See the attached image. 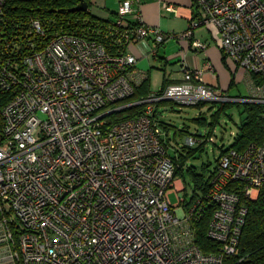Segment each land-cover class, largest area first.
Masks as SVG:
<instances>
[{
  "label": "built area",
  "instance_id": "built-area-1",
  "mask_svg": "<svg viewBox=\"0 0 264 264\" xmlns=\"http://www.w3.org/2000/svg\"><path fill=\"white\" fill-rule=\"evenodd\" d=\"M145 1L121 0L105 33L92 23L51 32L31 16L13 39L0 0V89L12 94L0 111V264H229L239 255L249 212L242 198L256 200L264 185V143L223 152L206 197L187 207L158 111L165 101L264 104V0H192L197 17L180 35L144 23ZM202 24L251 76L250 94H223L184 60L183 82L132 100L147 77L132 46L180 37L203 50L193 39ZM102 35L113 36V48ZM139 105L136 116L112 117ZM208 206L218 252L196 242L194 221Z\"/></svg>",
  "mask_w": 264,
  "mask_h": 264
},
{
  "label": "trees",
  "instance_id": "trees-1",
  "mask_svg": "<svg viewBox=\"0 0 264 264\" xmlns=\"http://www.w3.org/2000/svg\"><path fill=\"white\" fill-rule=\"evenodd\" d=\"M89 3V9L86 11H71L72 8L78 6L82 0H7L5 15L7 19V30L11 31L13 39L15 35L28 32V21L31 16L40 17L44 20L47 27L51 32L57 30L69 31L72 33H80L85 30L89 23L100 25L99 28L104 30V33L108 30L111 20H103L94 16L90 7L92 5L91 0H87ZM135 23L134 25H136ZM93 30L91 31V33ZM91 36H96L92 33ZM112 35H102V40L108 45L109 48H113ZM12 42L11 38L6 40ZM167 81V80H166ZM166 81L165 86L166 87ZM163 88V89H164ZM151 92L149 79L144 80L142 85L138 88L136 95L132 100H139L141 97ZM12 94L10 92L0 89V111L11 99ZM166 102V101H165ZM163 102V103H165ZM209 102H202L197 107L202 108ZM215 103V102H211ZM238 106L240 110L245 114V120L240 126V132L236 135L233 144L230 147H222L220 155L227 149L244 150L252 142L264 143V104L253 102H222L218 111H216L215 118L212 122H209L206 117H199L195 120L202 125L210 126V135L215 130L221 112H225L227 108ZM142 107L133 106L126 110H123L116 115H112L113 118H124V116H136L140 112ZM207 137V136H206ZM206 140L200 143L198 146H185L186 153L180 151L179 155L173 157L177 164L176 176L182 177L184 182L190 184L191 181L194 186V195L187 201V207L191 206L196 200H204L206 197L212 174L216 173V169H210V162H203L202 164H195L190 161L193 158L200 157L196 154L204 149ZM220 156L218 157L219 161ZM207 174H211L207 176ZM249 209L247 222L243 228V233L240 241V253L239 255L230 258L229 264H264V185L260 190L259 197L256 200H248L242 198ZM213 206L204 208L203 214L196 218L194 226L196 228V242L202 248L204 252H218L220 244L210 237H208L207 231L214 211Z\"/></svg>",
  "mask_w": 264,
  "mask_h": 264
},
{
  "label": "crops",
  "instance_id": "crops-1",
  "mask_svg": "<svg viewBox=\"0 0 264 264\" xmlns=\"http://www.w3.org/2000/svg\"><path fill=\"white\" fill-rule=\"evenodd\" d=\"M91 1L90 11L94 16L111 21L116 18L121 0ZM167 4L175 5L176 10H168L166 8ZM193 4L192 0H146L140 8V14L144 23L151 26H159L168 34L180 35L189 29L192 19L197 17L196 12L198 9ZM136 19L137 15H131L129 22L135 23ZM193 32V39L206 43L207 48L197 50L191 47L190 41L180 37H171L162 44L156 42L154 38H150L146 43L143 42L132 46L131 51L138 59L137 68L141 73L146 74L145 80L149 79L151 91L162 90L166 80V86L183 82L185 78L183 69L185 60L191 68L204 71L205 83L222 90V92L228 90V94H231L229 91L233 87L245 83L247 86V95L245 97H247L251 89V76L243 68L224 56L220 47V36L216 28L202 24L195 27ZM170 65L173 66L171 72L169 71ZM233 95H235L233 97L240 96ZM161 104L159 111L161 109L169 110L168 106H163V104L167 103ZM171 109L173 110V108ZM199 117H202V115L200 114ZM161 124L167 133L169 143L170 127L172 128L174 125L163 120ZM178 133L185 134L184 148L189 136L201 133L207 134L208 132L198 130L195 133H191L187 128L182 127L177 129L174 135L177 136ZM198 145H195V147ZM169 151L176 156L180 154L179 151L171 149L170 144ZM177 184L180 187L185 185L182 177H177Z\"/></svg>",
  "mask_w": 264,
  "mask_h": 264
},
{
  "label": "rangeland",
  "instance_id": "rangeland-1",
  "mask_svg": "<svg viewBox=\"0 0 264 264\" xmlns=\"http://www.w3.org/2000/svg\"><path fill=\"white\" fill-rule=\"evenodd\" d=\"M172 67L173 66L170 65V72ZM229 92L231 94H228V90H225L222 93L230 97L235 96L233 94L240 95L236 97H245L247 95V86L245 83H242L240 86L233 87ZM165 103L167 104H163V106H168L169 110L165 111L161 109V111L158 113V118L161 121L163 120L166 123L174 125V127H170L171 134L169 144L171 149L186 153V149L183 148L185 134L178 133L177 136H175L174 134L177 129L184 127L187 128L191 133H195L198 130H202L206 133L208 132V135L206 134L207 140L204 144V149L196 154L200 157L193 158L192 161L195 164L210 162V169H216L218 165V157L220 156L222 147H230L233 144L236 135L240 132V126L245 120V114L243 111L240 110L238 106H233L227 108L225 112H221L215 131H213L210 135V126L199 124L195 118L199 117L201 114L203 117H206L209 122H212L215 118L216 111H218L221 106V101L215 103L209 102L202 108L195 106H180L171 101H166ZM171 108H173V110ZM210 136H214L215 141L208 140ZM209 175L211 174H207V176ZM189 182L190 184L188 182L186 184L187 190L184 192V194L190 200L194 195L195 186L191 181ZM171 199L174 203L178 201L175 194L171 195Z\"/></svg>",
  "mask_w": 264,
  "mask_h": 264
},
{
  "label": "water",
  "instance_id": "water-1",
  "mask_svg": "<svg viewBox=\"0 0 264 264\" xmlns=\"http://www.w3.org/2000/svg\"><path fill=\"white\" fill-rule=\"evenodd\" d=\"M88 9H89L88 1L87 0H82V2L78 6L72 8L71 11H73V12H75V11H86Z\"/></svg>",
  "mask_w": 264,
  "mask_h": 264
}]
</instances>
